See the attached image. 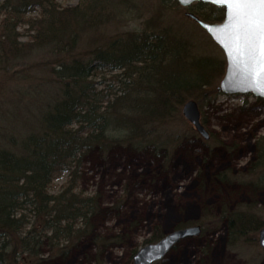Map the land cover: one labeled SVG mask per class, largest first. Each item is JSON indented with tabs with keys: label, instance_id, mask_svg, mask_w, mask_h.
<instances>
[{
	"label": "trees",
	"instance_id": "16d2710c",
	"mask_svg": "<svg viewBox=\"0 0 264 264\" xmlns=\"http://www.w3.org/2000/svg\"><path fill=\"white\" fill-rule=\"evenodd\" d=\"M160 2L163 9L180 6L175 0ZM138 5L135 0H79L65 7L57 0H5L0 5V71L25 63L39 48L74 53L84 31L125 16ZM193 5L204 20H224L223 7ZM165 19L159 12L146 19L141 30L112 37L88 56L75 55L52 68L60 84L55 99L40 108L38 124L0 148V264H16L23 256L34 262L42 258L46 244L65 254L66 243L90 234L100 203L97 195L78 190L89 150L119 143L136 150L171 149L183 136L173 129L172 120L184 102L195 99L204 105L216 100L220 93L215 83L224 59L202 55L197 37L184 30L178 34ZM23 24L30 34L25 42L17 31ZM102 71H118L112 77L116 91L112 84L96 86L92 78ZM66 174L62 190L53 192L54 181ZM247 175L253 188L264 186V135L257 140ZM218 177L241 180L227 172ZM254 209L252 204L224 208L216 218L225 222L233 243L257 240L264 219ZM211 222L206 216L199 225L206 229ZM165 234L157 225L147 243Z\"/></svg>",
	"mask_w": 264,
	"mask_h": 264
},
{
	"label": "rangeland",
	"instance_id": "374dc122",
	"mask_svg": "<svg viewBox=\"0 0 264 264\" xmlns=\"http://www.w3.org/2000/svg\"><path fill=\"white\" fill-rule=\"evenodd\" d=\"M136 1L138 7L125 16L84 31L74 53L39 48L25 63L0 71V148L9 146L11 137L19 140L38 124L40 108L55 99L60 84L53 67L75 55L88 56L112 37L141 30L144 21L159 12L178 34L184 30L191 38L197 37L195 43L202 55L224 59L225 68L215 83L218 88L225 75L226 58L210 36L186 15L194 12V5L183 7L178 3V9H163L160 0ZM4 2L0 0V5ZM57 2L65 7L79 0ZM2 17L0 12V20ZM17 31L21 32L20 41L30 39L27 25H20ZM117 72L102 71L92 79L99 89L112 84L116 91L118 85L112 77ZM198 105L201 120L210 131L209 139L184 117L182 105L172 121L173 129L183 136L171 149L136 150L119 143L107 150H89L84 155L78 190L97 195L100 203L90 234L66 243L65 254L53 252L46 244L42 258L31 262L23 256L16 264H132L137 251L133 252L148 244L157 225L167 234L197 226L206 216L212 221L206 229L181 239L154 264H264L259 232L257 240L233 243L225 222L216 221L224 208L230 211L241 204L254 205L264 219V186L253 188L247 175L257 155V140L264 135V99L220 93L216 100ZM222 172L241 180L223 181L218 177ZM68 177L66 174L55 180L53 192L61 191ZM118 236L121 241H110ZM97 240L102 242L98 244Z\"/></svg>",
	"mask_w": 264,
	"mask_h": 264
},
{
	"label": "water",
	"instance_id": "95a60500",
	"mask_svg": "<svg viewBox=\"0 0 264 264\" xmlns=\"http://www.w3.org/2000/svg\"><path fill=\"white\" fill-rule=\"evenodd\" d=\"M183 7L193 3L203 2L223 7L225 17L221 22H210L202 19L194 12L186 15L193 19L223 51L226 58V71L218 86L220 93L228 95L251 94L264 99V35L254 20H233L232 5L227 0H175ZM184 117L205 138H210V131L201 120V110L195 99H189L183 104ZM201 232V226L179 228L165 234L160 240L140 247L133 256L132 264H154L162 260L181 239L194 236ZM259 244L264 248V226L259 231ZM170 241L167 247L162 242ZM22 264V263H20Z\"/></svg>",
	"mask_w": 264,
	"mask_h": 264
},
{
	"label": "snow or ice",
	"instance_id": "6c2138e0",
	"mask_svg": "<svg viewBox=\"0 0 264 264\" xmlns=\"http://www.w3.org/2000/svg\"><path fill=\"white\" fill-rule=\"evenodd\" d=\"M215 2V0H214ZM232 5V17L226 27H232L233 20H254L264 35V0H227ZM264 94V90L261 91ZM170 241L162 242V246L167 247Z\"/></svg>",
	"mask_w": 264,
	"mask_h": 264
},
{
	"label": "flooded vegetation",
	"instance_id": "af4514ba",
	"mask_svg": "<svg viewBox=\"0 0 264 264\" xmlns=\"http://www.w3.org/2000/svg\"><path fill=\"white\" fill-rule=\"evenodd\" d=\"M202 229V228H201Z\"/></svg>",
	"mask_w": 264,
	"mask_h": 264
}]
</instances>
